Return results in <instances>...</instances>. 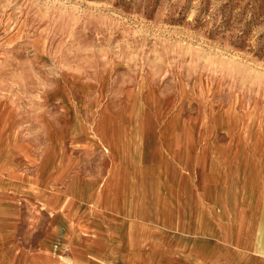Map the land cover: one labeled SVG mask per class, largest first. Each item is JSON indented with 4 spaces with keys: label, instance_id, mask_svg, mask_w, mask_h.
I'll list each match as a JSON object with an SVG mask.
<instances>
[{
    "label": "rangeland",
    "instance_id": "rangeland-1",
    "mask_svg": "<svg viewBox=\"0 0 264 264\" xmlns=\"http://www.w3.org/2000/svg\"><path fill=\"white\" fill-rule=\"evenodd\" d=\"M0 264H264V0H0Z\"/></svg>",
    "mask_w": 264,
    "mask_h": 264
}]
</instances>
